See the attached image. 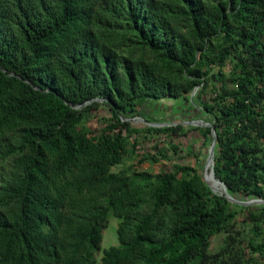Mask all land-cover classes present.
Segmentation results:
<instances>
[{"label": "trees", "instance_id": "16d2710c", "mask_svg": "<svg viewBox=\"0 0 264 264\" xmlns=\"http://www.w3.org/2000/svg\"><path fill=\"white\" fill-rule=\"evenodd\" d=\"M180 98L211 124L191 129L204 144L215 131L217 192L256 204L213 193L195 166L113 172L140 132L122 118ZM96 99L110 117L92 131ZM258 200L264 0H0V264H264ZM111 216L119 244L98 261Z\"/></svg>", "mask_w": 264, "mask_h": 264}, {"label": "rangeland", "instance_id": "374dc122", "mask_svg": "<svg viewBox=\"0 0 264 264\" xmlns=\"http://www.w3.org/2000/svg\"><path fill=\"white\" fill-rule=\"evenodd\" d=\"M230 62L224 68L226 72L230 71ZM197 87L193 95L199 91ZM101 104L100 108L93 112V118L87 123V126L96 131L101 127V120L110 117V111L108 106L100 100H97ZM149 102V101H148ZM81 107H78L80 109ZM191 105L185 98L178 100L166 99L162 101L151 100L141 110V116L137 117H123L122 120L131 125L133 129H139V133H132L130 135V154L126 157L124 164L113 168V172H119L127 170L130 174L134 172H146L153 175L163 174L165 172H176L177 167L195 166L198 167L201 176L206 184L215 194H223V192H217L216 181L207 173L209 166V156L211 142L204 144V137L197 131H192L196 127H210L211 124L206 118L202 116V110L200 107ZM159 118V119H156ZM184 126L183 131H179L177 134L168 133L164 135L150 133L149 128H165L176 127L178 125ZM128 135V133H126ZM137 142L136 148L134 143ZM177 144L180 147V153L176 154L173 150V144ZM184 157V158H183ZM156 159L157 161H153ZM200 160V161H199ZM215 162L211 168L214 171ZM206 178V180H205ZM234 200L238 202H251L252 199L237 196ZM256 200L252 204H256ZM260 205V204H257ZM251 206V205H246ZM245 213L242 212L239 215L241 221L245 217ZM120 220L111 216L107 227L103 230V241L100 251L96 254V259L101 261L103 253L106 249L119 244L118 227ZM242 225V223L240 224ZM238 226L236 231L242 233L243 238H252L253 233L251 231V225ZM244 229H243V228ZM242 229V230H239ZM224 236H217L213 238L212 251L216 252L223 246Z\"/></svg>", "mask_w": 264, "mask_h": 264}, {"label": "water", "instance_id": "95a60500", "mask_svg": "<svg viewBox=\"0 0 264 264\" xmlns=\"http://www.w3.org/2000/svg\"><path fill=\"white\" fill-rule=\"evenodd\" d=\"M212 136H213L214 140H213V144H212V146L210 148V154L213 153V155H214V150H215V146H216V134H215L214 129L212 130ZM213 174H214V171H213ZM220 183L223 184V186L225 187V193H223L221 195H224L226 197V199H228L230 202L237 203V204H240V205H245V206L246 205H252L253 201H251V202H238V201L234 200L233 197H231L230 195L226 194L227 189H226V186L224 185V183H222L221 181H220ZM263 203H264V200H258V204H263Z\"/></svg>", "mask_w": 264, "mask_h": 264}, {"label": "built area", "instance_id": "2783aa9c", "mask_svg": "<svg viewBox=\"0 0 264 264\" xmlns=\"http://www.w3.org/2000/svg\"><path fill=\"white\" fill-rule=\"evenodd\" d=\"M97 100H100V101L104 102V100H101V99H97ZM97 100H96V101H97Z\"/></svg>", "mask_w": 264, "mask_h": 264}, {"label": "clouds", "instance_id": "9594fccd", "mask_svg": "<svg viewBox=\"0 0 264 264\" xmlns=\"http://www.w3.org/2000/svg\"><path fill=\"white\" fill-rule=\"evenodd\" d=\"M96 100H97V99H96ZM96 100H95V101H96ZM213 156H214V155H213Z\"/></svg>", "mask_w": 264, "mask_h": 264}, {"label": "bare ground", "instance_id": "6f19581e", "mask_svg": "<svg viewBox=\"0 0 264 264\" xmlns=\"http://www.w3.org/2000/svg\"><path fill=\"white\" fill-rule=\"evenodd\" d=\"M253 201H255V200H253Z\"/></svg>", "mask_w": 264, "mask_h": 264}]
</instances>
